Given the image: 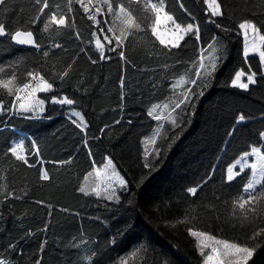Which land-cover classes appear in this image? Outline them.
<instances>
[{"label": "trees", "instance_id": "1", "mask_svg": "<svg viewBox=\"0 0 264 264\" xmlns=\"http://www.w3.org/2000/svg\"><path fill=\"white\" fill-rule=\"evenodd\" d=\"M144 2L140 0L138 14L151 18L153 13L142 8ZM218 2L224 14L213 17L203 0H165L176 22L198 26L201 37L196 41L190 34L170 53L151 35L152 19L143 22L145 30L134 33L122 48L109 51L115 47L114 34L108 32L114 27L112 16L97 14V26L75 0L71 5L50 0L35 24L28 23L40 7L33 0H7L6 8L0 6V22L9 32L31 30L41 45L22 48L10 36H0V78L15 73L22 84L34 72L53 84L51 92L37 93L45 101L43 112L18 110L15 97L0 90V259L5 264H203L189 228L253 246L248 264H264V237L250 240L254 229L241 227L232 215V202L243 194L250 169L227 181L228 167L245 152L254 146H262L264 152V74L258 57L245 59L238 28L251 20L264 31V0ZM89 7L107 12L106 5ZM51 11L66 15L73 26H51L45 32L43 24ZM97 34L107 46L108 59L100 58ZM209 44L219 50L214 74L195 86L173 90L180 77L195 78L193 63ZM121 50L126 59L119 57ZM240 70L256 73V84L248 91L231 84ZM187 88L203 89L204 95L191 97L194 109L187 104L172 113L179 127L148 115L153 105H171ZM53 96L74 103H53ZM170 111L171 107L163 115ZM241 114L246 119L237 123ZM158 125L163 126L162 134L146 151L145 141ZM16 144L23 145L33 167L11 154ZM109 160L112 166L106 168ZM44 171L47 180L41 178ZM191 187H198L196 195L188 192ZM255 227H264V217Z\"/></svg>", "mask_w": 264, "mask_h": 264}, {"label": "snow or ice", "instance_id": "2", "mask_svg": "<svg viewBox=\"0 0 264 264\" xmlns=\"http://www.w3.org/2000/svg\"><path fill=\"white\" fill-rule=\"evenodd\" d=\"M35 5H39V9L34 18H31L28 23L35 24L40 21L41 16L45 13L46 9L50 7V0H33ZM68 4L71 5L72 0H67ZM87 13V19L94 22L95 25L99 26L100 21L97 19V14H107L111 15L113 18L114 27H109L108 32L114 34L115 47L108 48L109 51H116L119 48H122L125 44V41L128 40L134 33L138 31L145 30V23L148 19H152L153 23L150 25L151 35L159 41L160 45H163L165 49H168L170 53L172 49H179L182 47V41H185V37L190 34L194 36L196 41H200V30L198 26H194L189 23L186 26H182L181 23H177L172 15H169L168 11L165 10V0H145L142 8L149 10L153 13L151 18L147 16L140 15L142 9L140 8V0H96L97 4H102L107 6V12H104L102 7H95V12H92L89 5L92 3V0H88L86 4L84 0H75ZM205 4L208 5V9L211 12L213 17L223 16V11L221 9V3L218 0H203ZM136 5V8H133V5ZM0 6L4 8L7 7V0H0ZM59 7V5H56ZM182 7V5H181ZM72 8L68 7V12H71ZM118 22V23H117ZM163 22L165 25L168 22L174 26L173 29H167L166 31L170 33L168 39L164 38L161 31L158 29V26ZM216 24V27H221L220 24L216 23L215 20L211 21ZM107 23V21H105ZM74 24L69 22V19L64 14L58 15L57 12L51 11L48 15V19L44 21L43 30L45 32L51 26H56L57 29L60 28H70ZM238 28L242 30L244 37V48L243 55L247 59L250 53L258 54L260 63L264 64V34L261 33L260 27L257 23L251 20H244L239 23ZM118 29L119 35H115V31ZM101 33L104 32L103 28H99ZM249 32H251L252 39L249 40ZM10 36L17 44L20 45H32L36 48L41 47L34 38L33 31L31 30H17L14 33H11L7 30L4 23L0 22V36ZM78 35V34H77ZM95 36L96 33H93ZM104 39L108 41L109 45L113 44V40L110 39L107 35L104 36ZM96 48L99 52L101 59H108L105 56V46L101 43V40L97 38L95 40ZM56 48L61 47L60 44L55 45ZM219 50L214 46V44H209L207 49H201L200 58L198 61L193 63L194 76L195 78H186L184 76L180 77L179 80L172 85L173 90L179 85L183 86L185 84L197 85L198 81L202 77H211L217 69V52ZM205 52L208 53L205 56ZM119 57L123 60L126 59L125 51H119ZM45 56H48L49 53L44 52ZM205 61H207L205 63ZM95 63L96 61H92ZM198 65V66H197ZM167 67V66H166ZM4 72V68L0 67V73ZM31 77V80L24 83H18L15 73L10 75L7 79L0 78V90H5L9 96H14L15 100L13 102L14 107H18V110L22 112H43L44 110V99L37 97V93H49L53 90V84L50 83L44 76L39 73L29 72L27 74ZM62 75L66 76L67 72ZM245 76L243 71H238L235 73V78L231 81L232 86L238 87L241 89H248L250 84H255L256 73L252 72L247 75V82L242 81V77ZM35 81V83H33ZM209 85L205 84L203 87L207 88ZM23 93V95H21ZM204 95L203 89H200L198 92H193L192 88H187L185 91L180 93L179 98L173 103H164L161 105H153V108L149 110L148 115L152 116L154 120L161 121L163 119H168L171 125L179 127L177 119L172 116V113L176 112L177 109H180L182 105L192 104L193 109L195 104L192 102L191 97L195 96L197 99L200 96ZM53 103L59 104H68L71 105L74 103L72 99L67 97L57 99L55 96L51 97ZM0 107H2V101H0ZM171 107V111L168 112V116L165 117L163 112L168 110ZM157 109H161L160 113H157ZM73 115L80 117L79 113H73ZM83 124V118L80 117ZM246 117L240 115L237 119V123L245 121ZM75 123V121H73ZM80 127L81 125H77ZM86 127V125H84ZM162 125H158L156 128L151 143L155 144L157 137L162 134ZM260 136L264 138V132L260 133ZM178 138L177 137H174ZM9 151L15 157L17 161H22L24 164L29 167L34 165L29 164L28 159L23 154V145L16 144L14 147L10 148ZM38 154V149H37ZM91 154V153H89ZM159 156V150L156 152ZM254 156L255 161L252 163H245L248 157ZM70 161H61L59 163H69ZM236 164H240L241 168L239 171H234L235 164L228 167L227 169V181L231 182L236 176H239L245 168L250 169L251 179H248L243 186V194L239 195L232 203V215L236 217L239 225L241 227H252L254 230L251 235L248 237L250 240H256L257 238L264 237V227H255V222L258 218L264 217V152L261 151V147H252L250 152H245L243 156L236 161ZM112 166V161L107 162L106 168ZM145 167L152 168V164H145ZM99 174V170H97ZM117 177V180L120 185H124L125 181L123 178L119 177L115 171L112 173ZM42 179H49L48 172L44 171L41 176ZM210 178V177H209ZM207 181H205L206 183ZM257 186H261V189L258 191ZM200 187V186H198ZM198 187H191L188 189V192L192 195L197 194ZM80 191L84 194H88L85 188H81ZM92 191L99 196L100 192L97 188H93ZM114 193L108 195V199H112ZM239 209L240 213L237 215L236 210ZM251 214V215H249ZM189 235L196 238L197 247L199 249L200 255L203 257V264H248V261L253 256L254 247L241 244L237 241H229L227 239L217 238L216 236L211 235L205 231L188 229ZM205 249H210L207 253ZM136 253H133L135 255ZM0 264H5V261L0 259ZM39 264V262H37Z\"/></svg>", "mask_w": 264, "mask_h": 264}, {"label": "rangeland", "instance_id": "3", "mask_svg": "<svg viewBox=\"0 0 264 264\" xmlns=\"http://www.w3.org/2000/svg\"><path fill=\"white\" fill-rule=\"evenodd\" d=\"M87 1V3H88V0H86ZM152 2H155V0H152ZM92 5H97V6H101V4H97V2H96V0H93V2L89 5V6H92ZM208 6V5H207ZM165 10H166V7H165ZM167 11V10H166ZM210 12V11H209ZM211 13V12H210ZM170 15V14H169ZM158 29L161 31V33H162V35H164V38L165 39H168L169 37H170V33L169 32H167L166 30L167 29H173L174 30V26L171 24V22H168V24L167 25H165L163 22H161V24L158 26ZM261 31V30H260ZM261 33L262 34H264V31H261ZM241 35H242V37H243V34H242V30H241ZM252 33L251 32H249V40L251 41V39H252ZM187 37V36H186ZM185 37V38H186ZM97 38H99L100 40H101V43L105 46V48L107 47L106 46V44H105V42L103 41V39L100 37V35L99 34H97V36H96V39ZM95 39V40H96ZM106 42H108V41H106ZM183 42V41H182ZM243 42H244V37H243ZM96 45V44H95ZM208 55V53L205 55V56H207ZM252 57H258V54H256V53H250V55H249V57L248 58H252ZM258 59H259V57H258ZM207 61H205V63H206ZM261 68H262V73L264 74V64H262L261 63ZM240 71H243L244 73H245V76H243L241 79H242V81L243 82H247V75H249L250 73H247L246 71H244V70H240ZM255 80H256V76H255ZM256 84V83H255ZM255 84H250L249 85V88L248 89H242V90H244V91H248V90H250L251 89V87L253 86V85H255ZM236 88H238V87H236ZM239 89H241V88H239ZM151 139H152V137L151 138H148L146 141H145V144H144V147H145V150L146 151H149L150 150V148L151 147H153L154 146V144L153 143H151ZM23 154H24V149H23ZM250 163H252V162H249V164ZM236 166H235V168H234V171L236 170V167H238L240 164H236V163H234ZM233 164V165H234ZM234 181V180H233ZM196 239V238H195ZM208 251H210V249H205V252L207 253ZM253 258V256L250 258V260ZM249 260V261H250ZM249 261H248V263H249Z\"/></svg>", "mask_w": 264, "mask_h": 264}, {"label": "water", "instance_id": "4", "mask_svg": "<svg viewBox=\"0 0 264 264\" xmlns=\"http://www.w3.org/2000/svg\"><path fill=\"white\" fill-rule=\"evenodd\" d=\"M33 34H34V33H33ZM6 36H7V35H6ZM6 36H2V37H6ZM34 38L36 39L35 34H34ZM36 41H37V39H36ZM13 43H14L16 46H18V47H22V48L38 49V48H36V47H34V46H32V45H20V44H17L14 40H13Z\"/></svg>", "mask_w": 264, "mask_h": 264}, {"label": "crops", "instance_id": "5", "mask_svg": "<svg viewBox=\"0 0 264 264\" xmlns=\"http://www.w3.org/2000/svg\"><path fill=\"white\" fill-rule=\"evenodd\" d=\"M242 157V156H241ZM240 157V158H241ZM239 158V159H240ZM249 162H252V156H250V157H248V159H247V161H245V163H249ZM240 168H241V165H239L238 167H236V170L235 171H239L240 170ZM247 168H245V170H246ZM237 177V176H236ZM235 177V178H236ZM259 186H257V188H258Z\"/></svg>", "mask_w": 264, "mask_h": 264}]
</instances>
